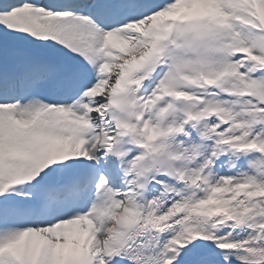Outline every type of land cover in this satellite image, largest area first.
<instances>
[{"label":"snow or ice","instance_id":"obj_1","mask_svg":"<svg viewBox=\"0 0 264 264\" xmlns=\"http://www.w3.org/2000/svg\"><path fill=\"white\" fill-rule=\"evenodd\" d=\"M0 264H264V0H0Z\"/></svg>","mask_w":264,"mask_h":264}]
</instances>
